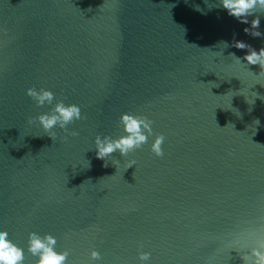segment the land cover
<instances>
[{
	"label": "water",
	"instance_id": "1",
	"mask_svg": "<svg viewBox=\"0 0 264 264\" xmlns=\"http://www.w3.org/2000/svg\"><path fill=\"white\" fill-rule=\"evenodd\" d=\"M218 4L0 0V230L24 264L36 259L30 232L54 235L67 264H89L93 248L94 264H139L141 248L148 264H240L236 234L264 224V101L251 103L264 75L230 54L264 36ZM27 84L78 104L83 119L53 141L29 122L50 106ZM124 112L154 121L162 157L150 137L107 167L96 158L95 136H118Z\"/></svg>",
	"mask_w": 264,
	"mask_h": 264
},
{
	"label": "clouds",
	"instance_id": "2",
	"mask_svg": "<svg viewBox=\"0 0 264 264\" xmlns=\"http://www.w3.org/2000/svg\"><path fill=\"white\" fill-rule=\"evenodd\" d=\"M218 7L226 10L227 14L236 18L241 24L250 25L243 31L254 37L264 36L259 29L261 26V15L264 12V0H219ZM251 17V19H249ZM225 48L229 47L227 42L223 43ZM237 49H247L243 57H238L235 53L230 55L241 64L258 65L260 72L256 75H264V47L259 50L253 48L244 41L237 40L231 45ZM24 94L31 97L38 107L50 106L48 111L30 119V123H36L53 141L57 138L55 129L62 132H68V126L75 121L83 119L82 109L78 104L66 103L63 99H57L56 94L47 88L37 89L33 84L24 86ZM260 99L264 101V96L255 92V98L251 100L252 105ZM248 103V102H247ZM257 125L260 123L257 119ZM153 123L147 116L134 112H124L120 114L119 126L121 133L118 136L97 134L94 138V150L97 159L103 161V166H108V158L113 153L119 152L123 157H127L130 152L143 148L148 144L152 137L150 145L151 152L157 156L164 155L162 145L165 142V136L162 133H156L153 130ZM71 135H77L71 132ZM115 166L119 161L112 162ZM90 162H88V166ZM135 161H128L127 167L131 168ZM57 238L51 233L44 235L38 232H30L27 240V251L36 257L34 264H67L70 255L67 249L57 250ZM237 247L232 250L237 254L240 264H264V224L251 231L237 233L233 241ZM150 251L138 250L139 264H148L151 260ZM25 250L10 239L7 230H0V264H24ZM102 259L99 250L93 248L89 253V264Z\"/></svg>",
	"mask_w": 264,
	"mask_h": 264
}]
</instances>
